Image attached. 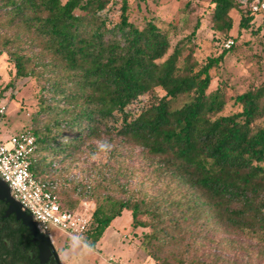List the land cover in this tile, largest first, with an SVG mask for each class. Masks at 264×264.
Returning <instances> with one entry per match:
<instances>
[{
    "label": "trees",
    "instance_id": "1",
    "mask_svg": "<svg viewBox=\"0 0 264 264\" xmlns=\"http://www.w3.org/2000/svg\"><path fill=\"white\" fill-rule=\"evenodd\" d=\"M110 1L0 0V54L8 55L14 75L33 76L40 66L53 73L41 86L34 125L25 128L36 137L30 169L39 177L34 164L56 163L58 195L80 208L96 177L81 149L103 134L118 138L141 148L164 191L94 204L90 247L128 209L132 227L148 228L142 245L156 264H222L197 252L219 240H242L250 264L264 260V82L233 96L239 110L222 113L224 89L210 85L235 37L204 60L180 42L169 52L167 29L153 17L134 24L128 0L112 22L102 13ZM211 2L216 30L229 33L234 8L238 34L264 29L253 26L264 13L252 10L253 0ZM142 95L146 102L131 109ZM74 172L81 179L68 181Z\"/></svg>",
    "mask_w": 264,
    "mask_h": 264
},
{
    "label": "rangeland",
    "instance_id": "2",
    "mask_svg": "<svg viewBox=\"0 0 264 264\" xmlns=\"http://www.w3.org/2000/svg\"><path fill=\"white\" fill-rule=\"evenodd\" d=\"M128 3L129 20L134 24L142 26L146 19L153 17L157 24L169 31V52L180 42L194 46L195 57L204 60L219 54L224 40L235 37V47L225 54L210 85V89L219 84L224 89L226 102L222 113L239 110L233 96L244 91L251 83L264 82V29L258 33L245 30L238 34L239 10H231L234 24L227 34L212 25L211 0H128ZM120 4L121 0H112L102 13L115 22L119 19ZM260 23L264 28V13L256 17L253 26ZM35 72L28 77L14 75L15 68L8 55L5 52L0 54V106H5L0 125L1 140L34 125L36 111L41 108V86L46 78L53 75L42 66ZM146 100L147 96L142 95L130 108L135 109ZM106 137L103 134L100 139L87 141L80 151L88 156V162L96 170L93 195L85 198L80 208L76 209L59 195L62 208L89 213L94 204L105 202L106 196L126 198L144 193L161 194L164 191L165 182L158 173L153 172L149 159L140 147L118 143V138L109 141ZM34 166L40 178L57 183V191L63 187L62 176L53 166L50 169H43L40 163ZM107 172L110 177H107ZM130 221V211L124 209L104 228L94 247L88 245L90 238L86 233L78 241H70L68 231L53 224L49 226L48 233L62 251L66 264H156L142 245V234L148 228H134ZM240 242L242 240L206 241L197 252L202 257L218 256L222 264H250L245 251L240 249ZM249 243L256 245L254 241ZM253 261L255 264L264 263V260L257 258H253Z\"/></svg>",
    "mask_w": 264,
    "mask_h": 264
},
{
    "label": "built area",
    "instance_id": "3",
    "mask_svg": "<svg viewBox=\"0 0 264 264\" xmlns=\"http://www.w3.org/2000/svg\"><path fill=\"white\" fill-rule=\"evenodd\" d=\"M251 8L264 11V0H253ZM232 43L233 40L228 39L224 46L228 48ZM4 113L5 106H0V125ZM35 150L36 137L29 130L12 133L5 140L0 139V179L6 182L12 197L21 204V209L32 216L40 232L52 239L48 228L53 224L67 230L70 241H78L89 229V213L61 207L57 183L35 176L30 169ZM52 166L58 171L56 163H52ZM78 179H81L78 172L68 177V181Z\"/></svg>",
    "mask_w": 264,
    "mask_h": 264
},
{
    "label": "flooded vegetation",
    "instance_id": "4",
    "mask_svg": "<svg viewBox=\"0 0 264 264\" xmlns=\"http://www.w3.org/2000/svg\"><path fill=\"white\" fill-rule=\"evenodd\" d=\"M0 264H66L54 241L50 239L48 243L42 237L34 239L29 227L1 197Z\"/></svg>",
    "mask_w": 264,
    "mask_h": 264
},
{
    "label": "water",
    "instance_id": "5",
    "mask_svg": "<svg viewBox=\"0 0 264 264\" xmlns=\"http://www.w3.org/2000/svg\"><path fill=\"white\" fill-rule=\"evenodd\" d=\"M0 197L6 200V202L9 204V209L15 211L17 213V216L22 219L23 223L29 227L34 239H40L42 237L46 242H50V237L48 235L44 233H39L37 231L32 216L23 209H21V204L12 197L8 185L1 179Z\"/></svg>",
    "mask_w": 264,
    "mask_h": 264
}]
</instances>
